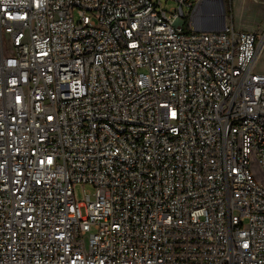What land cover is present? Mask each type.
<instances>
[{"label":"built area","instance_id":"2783aa9c","mask_svg":"<svg viewBox=\"0 0 264 264\" xmlns=\"http://www.w3.org/2000/svg\"><path fill=\"white\" fill-rule=\"evenodd\" d=\"M168 1L0 0V264H264V37Z\"/></svg>","mask_w":264,"mask_h":264},{"label":"rangeland","instance_id":"374dc122","mask_svg":"<svg viewBox=\"0 0 264 264\" xmlns=\"http://www.w3.org/2000/svg\"><path fill=\"white\" fill-rule=\"evenodd\" d=\"M224 1L228 24H230V21L233 19V25L236 29L256 31L262 38L264 37V0ZM162 3L165 5L166 9H168L170 6L178 5L172 1L166 2V0H162ZM201 6H204L206 9H208L205 12H212L213 17L215 16L212 6L207 4H202ZM201 6H199V10ZM263 44L264 42L260 45V51L257 55V60L255 63V69L259 73H264V49L261 52ZM251 170L258 182L264 186V172L260 169L256 162L251 163ZM86 189L89 190L90 187H87ZM75 192L76 197L78 199H82V187L77 186Z\"/></svg>","mask_w":264,"mask_h":264},{"label":"water","instance_id":"95a60500","mask_svg":"<svg viewBox=\"0 0 264 264\" xmlns=\"http://www.w3.org/2000/svg\"><path fill=\"white\" fill-rule=\"evenodd\" d=\"M202 4H207L213 7L215 16L212 12H200L198 13L197 21L195 24V30L197 31H221L226 28L227 16L224 0H202Z\"/></svg>","mask_w":264,"mask_h":264},{"label":"bare ground","instance_id":"6f19581e","mask_svg":"<svg viewBox=\"0 0 264 264\" xmlns=\"http://www.w3.org/2000/svg\"><path fill=\"white\" fill-rule=\"evenodd\" d=\"M206 10H208V9H206L204 6H201L200 7V12H205ZM264 42V41H263ZM263 49H264V44L262 45V48H261V52L263 51ZM260 51V50H259ZM259 51H258V53H259Z\"/></svg>","mask_w":264,"mask_h":264},{"label":"crops","instance_id":"0c3cea01","mask_svg":"<svg viewBox=\"0 0 264 264\" xmlns=\"http://www.w3.org/2000/svg\"><path fill=\"white\" fill-rule=\"evenodd\" d=\"M227 25H233V19L230 21V24H228V21L226 22V26ZM234 26V25H233Z\"/></svg>","mask_w":264,"mask_h":264}]
</instances>
